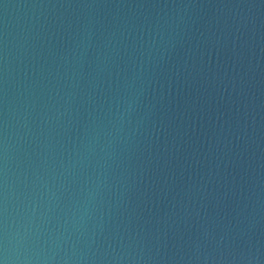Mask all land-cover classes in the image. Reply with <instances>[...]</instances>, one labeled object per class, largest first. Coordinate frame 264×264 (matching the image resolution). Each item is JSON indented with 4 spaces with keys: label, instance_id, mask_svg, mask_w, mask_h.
<instances>
[{
    "label": "water",
    "instance_id": "water-1",
    "mask_svg": "<svg viewBox=\"0 0 264 264\" xmlns=\"http://www.w3.org/2000/svg\"><path fill=\"white\" fill-rule=\"evenodd\" d=\"M0 264H264V0H0Z\"/></svg>",
    "mask_w": 264,
    "mask_h": 264
}]
</instances>
